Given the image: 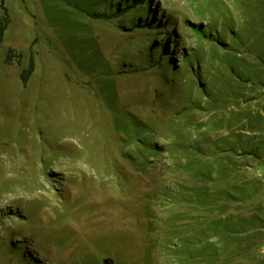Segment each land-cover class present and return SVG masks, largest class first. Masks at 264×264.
Listing matches in <instances>:
<instances>
[{
    "label": "rangeland",
    "instance_id": "1",
    "mask_svg": "<svg viewBox=\"0 0 264 264\" xmlns=\"http://www.w3.org/2000/svg\"><path fill=\"white\" fill-rule=\"evenodd\" d=\"M2 7L0 264H264V0Z\"/></svg>",
    "mask_w": 264,
    "mask_h": 264
},
{
    "label": "trees",
    "instance_id": "2",
    "mask_svg": "<svg viewBox=\"0 0 264 264\" xmlns=\"http://www.w3.org/2000/svg\"><path fill=\"white\" fill-rule=\"evenodd\" d=\"M2 8L4 10V15L0 17V42L2 41V38H3V33L6 28V23L8 22L6 9L4 7ZM155 22L156 20L151 18L150 13L146 14V19L144 20L145 25H153ZM162 52L165 53V49H162ZM33 68H34V61H33V58L31 57L29 60L28 66L24 68L20 73V78L23 83H25L28 80L29 76L31 75L33 71Z\"/></svg>",
    "mask_w": 264,
    "mask_h": 264
}]
</instances>
